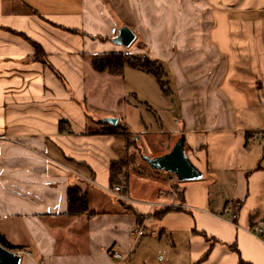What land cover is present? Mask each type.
<instances>
[{"label": "crops", "instance_id": "1", "mask_svg": "<svg viewBox=\"0 0 264 264\" xmlns=\"http://www.w3.org/2000/svg\"><path fill=\"white\" fill-rule=\"evenodd\" d=\"M121 27L135 35L129 47ZM118 51L162 63L170 89L158 103L126 81L152 74L93 69V56ZM107 117L134 139L166 133L171 148L183 134L201 177L176 179L174 199L172 173L127 163L131 202L116 200L110 163L129 149L104 133ZM73 187L88 196L80 216L67 213ZM229 204L235 224L220 218ZM262 220L264 0H0V235L21 247L20 264H264L252 231Z\"/></svg>", "mask_w": 264, "mask_h": 264}, {"label": "trees", "instance_id": "2", "mask_svg": "<svg viewBox=\"0 0 264 264\" xmlns=\"http://www.w3.org/2000/svg\"><path fill=\"white\" fill-rule=\"evenodd\" d=\"M30 43L32 46H34L33 59L41 61L44 64L50 65L42 46H40L37 42L33 40H31ZM91 59V65L93 69L97 72L105 71L111 75L122 77L124 74L123 69L126 65L131 68L139 69L146 73L148 72L155 77L156 82L159 85L161 91L164 94H167L168 92V88L166 87V81L162 79V76L166 73L162 63H159L156 60H153L147 56L130 57L128 54L118 51L96 55L93 56ZM105 123L110 125V122L108 121ZM62 127L63 122L60 123V130L62 129ZM106 132L119 136L122 135L126 139L128 137L134 138L133 135L130 134V131L127 128L126 124L119 119L114 124L113 128H106L104 133ZM125 164L126 162L124 159H121L120 161H112L110 163L109 186H112L115 183H119L121 181L122 176L125 179V175L121 172L122 166ZM124 182L126 183V179ZM68 203V214L80 216L81 214L86 213L88 210V196L86 191H83L81 188L78 187L70 188L68 191ZM168 209H170V207H165L164 209H161V211H158L154 214L156 216H161ZM0 244L7 249L19 250L21 248L20 246L8 243L2 235H0Z\"/></svg>", "mask_w": 264, "mask_h": 264}, {"label": "rangeland", "instance_id": "3", "mask_svg": "<svg viewBox=\"0 0 264 264\" xmlns=\"http://www.w3.org/2000/svg\"><path fill=\"white\" fill-rule=\"evenodd\" d=\"M128 76H127L126 81L129 84H132V85L135 84V86L139 87V98L143 100L144 98H147V99L150 98L155 103H158V100L156 99L158 98L160 94H163V92L161 91L159 85L156 82V79L153 76L148 75L147 80H145V78H134V77L130 78ZM162 79L166 81L167 83L168 77H166L165 74L162 76ZM146 86H147V89H145ZM166 87L170 89L169 85ZM141 88L145 89L146 91H144L143 93ZM138 119H139V116L137 117L134 116L133 118L130 115H128L127 121L132 127H134L136 126ZM173 140L174 138L172 139V137L166 133L156 135L155 137H153L152 135L147 136V135H142V134L141 135L138 134L136 139L132 137H128L126 142L128 143L129 155H127L128 159H124V160L126 164L128 163L129 170L133 172H142V173L146 172L145 174L150 173L152 170H150L147 162L145 161L146 160L145 156L147 157L155 156L157 154L167 152L171 148ZM162 174H165L166 176L172 175L168 172H164ZM121 180H122V177H121ZM136 181L138 182V179L137 178L135 179L134 177L133 182H136ZM170 183H171V194L174 199H178L180 185H178V181L176 180V177L174 175ZM22 264H24L23 259H22Z\"/></svg>", "mask_w": 264, "mask_h": 264}, {"label": "water", "instance_id": "4", "mask_svg": "<svg viewBox=\"0 0 264 264\" xmlns=\"http://www.w3.org/2000/svg\"><path fill=\"white\" fill-rule=\"evenodd\" d=\"M134 37L132 30L121 27L116 40L125 47H129ZM105 120L115 124L118 119L116 117H107ZM184 144V135L181 134L169 151L160 156H145V159L152 168L168 171L175 175L178 181L198 179L201 177V172L192 165L185 155ZM20 259V256L14 250L7 249L0 244V264H20Z\"/></svg>", "mask_w": 264, "mask_h": 264}, {"label": "built area", "instance_id": "5", "mask_svg": "<svg viewBox=\"0 0 264 264\" xmlns=\"http://www.w3.org/2000/svg\"><path fill=\"white\" fill-rule=\"evenodd\" d=\"M257 135H260V132L256 133ZM126 186L125 182L122 179L119 183H115L112 186H108L107 192L116 200L119 201H127L131 202L130 197L127 195L126 191ZM154 205V203H151ZM220 218L223 220H226L227 222L231 224H235L236 218H237V212L235 207L232 204L227 205L223 209L222 215H220ZM252 231L259 235V236H264V220H262L259 224H257L255 227L252 228ZM135 235H141L143 234V229L137 228L134 230ZM17 254H20V251H15ZM26 254H30L29 251L25 252ZM110 256L112 259H115L116 262H121L124 260L123 255L117 251L113 250L110 252ZM38 264H43L42 262H38Z\"/></svg>", "mask_w": 264, "mask_h": 264}]
</instances>
